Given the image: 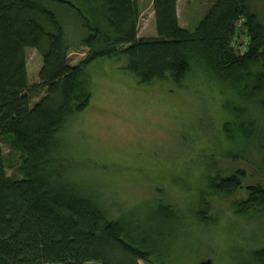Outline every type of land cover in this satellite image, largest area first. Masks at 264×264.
Instances as JSON below:
<instances>
[{
    "label": "trees",
    "instance_id": "1",
    "mask_svg": "<svg viewBox=\"0 0 264 264\" xmlns=\"http://www.w3.org/2000/svg\"><path fill=\"white\" fill-rule=\"evenodd\" d=\"M178 2L153 0L157 37L145 39L138 36V0H0V264L171 259L172 238L182 222L179 204L156 199L155 212L143 218L137 207L126 211L121 201L83 188L64 165L58 143L71 119L91 103L87 67L100 58H125L126 69L143 84L171 80L181 86L194 64H202L212 78L240 87L264 119V24L252 1L216 0L193 31L181 26ZM63 13L85 28L78 45L67 37ZM239 21L248 39L245 50L232 45L241 37ZM81 46L89 51L72 65L70 52ZM28 49L43 57L33 85ZM228 103L234 119L224 125L227 135L236 128L251 140L259 122L250 107ZM7 135L23 152V178L7 173L2 146ZM245 178L241 170L209 176V192L192 200L191 216L209 221L205 197L236 192ZM248 192L236 214L264 215V187L251 185ZM241 264H264V246L252 249Z\"/></svg>",
    "mask_w": 264,
    "mask_h": 264
},
{
    "label": "rangeland",
    "instance_id": "2",
    "mask_svg": "<svg viewBox=\"0 0 264 264\" xmlns=\"http://www.w3.org/2000/svg\"><path fill=\"white\" fill-rule=\"evenodd\" d=\"M215 1L179 0L181 26L195 30ZM251 1L264 24V0ZM138 3V36L155 39L153 0ZM61 17L67 37L78 45L86 36L85 28L64 13ZM88 51L84 46L72 49L70 63L79 64ZM27 62L33 85L39 82L43 57L28 49ZM126 66L125 58H100L87 67L92 100L59 137L64 165L83 188L106 193L110 202L121 201L126 211L137 207L142 218L155 212L156 199L179 204L182 222L172 238V257L150 259L156 264H241L252 249L264 246V215L236 214V204L247 198L249 186L264 187V119L259 108L240 87L212 78L202 64H194L181 86L171 80L140 83ZM228 102L248 105L250 115L258 120L259 129L251 140L236 128L231 138L227 135L224 125L234 119ZM2 146L8 175L23 178L24 155L14 136L3 137ZM239 170L246 176L243 188L205 197L209 221L191 216L192 200L201 191L209 192V176H229Z\"/></svg>",
    "mask_w": 264,
    "mask_h": 264
},
{
    "label": "built area",
    "instance_id": "3",
    "mask_svg": "<svg viewBox=\"0 0 264 264\" xmlns=\"http://www.w3.org/2000/svg\"><path fill=\"white\" fill-rule=\"evenodd\" d=\"M241 23L242 21H239L237 25L239 28V32L241 33V37L238 38V40L234 38V40L232 41V45L236 48L245 50L247 48L248 39H246V37L243 36V32L241 31ZM239 43H241L240 46H238Z\"/></svg>",
    "mask_w": 264,
    "mask_h": 264
}]
</instances>
